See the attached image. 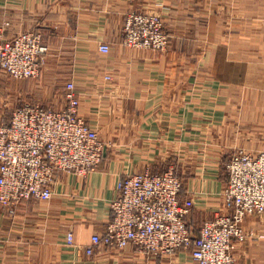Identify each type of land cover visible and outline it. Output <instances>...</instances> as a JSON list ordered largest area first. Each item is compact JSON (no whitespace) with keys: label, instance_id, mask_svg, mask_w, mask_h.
Segmentation results:
<instances>
[{"label":"crops","instance_id":"0c3cea01","mask_svg":"<svg viewBox=\"0 0 264 264\" xmlns=\"http://www.w3.org/2000/svg\"><path fill=\"white\" fill-rule=\"evenodd\" d=\"M130 12L162 18L166 52L123 46ZM37 30L50 44L48 62L36 80L0 71V119L8 124L31 98L62 94L52 107L62 108L72 81L106 149L86 176L57 173L51 200L0 211V264H196L189 250L156 258L135 246H99L92 256L86 248L113 218L119 181L147 170L176 169L181 197L194 201L187 222L196 235L228 212L232 155L264 151V0H0V40ZM244 230L234 264H264V214Z\"/></svg>","mask_w":264,"mask_h":264},{"label":"built area","instance_id":"2783aa9c","mask_svg":"<svg viewBox=\"0 0 264 264\" xmlns=\"http://www.w3.org/2000/svg\"><path fill=\"white\" fill-rule=\"evenodd\" d=\"M171 37L160 16L130 12L123 46L163 53ZM108 45L100 52L109 53ZM41 31L0 40V71L15 80H36L50 54ZM62 108L25 102L16 107L8 124L0 119V211L11 214L24 201H49L57 173L86 176L101 164L106 145L80 114L81 100L74 82L66 84ZM224 191L228 212L204 223L196 235L187 222L192 198L183 200L184 182L174 167L162 174L147 170L128 175L118 184L112 201L113 218L105 234L94 235L88 256L99 246L124 250L135 246L156 258L189 250L196 264H234L233 244L245 239L247 218L264 214V151L235 152L226 166ZM74 245V235H68Z\"/></svg>","mask_w":264,"mask_h":264},{"label":"rangeland","instance_id":"374dc122","mask_svg":"<svg viewBox=\"0 0 264 264\" xmlns=\"http://www.w3.org/2000/svg\"><path fill=\"white\" fill-rule=\"evenodd\" d=\"M62 94H60L58 97H52V98H44V100L42 101H46V102H37L36 100L33 101V99H29L28 102H34V103H39L42 104L46 107L52 108L53 106L55 108H58V106H60V103L63 100V96L61 97ZM20 102V101H19ZM25 103V102H24ZM59 103V104H58ZM23 104V102H21V104L19 106H21ZM54 104H57L56 106ZM18 106V107H19Z\"/></svg>","mask_w":264,"mask_h":264}]
</instances>
